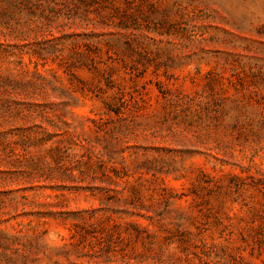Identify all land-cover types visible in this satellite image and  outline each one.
Instances as JSON below:
<instances>
[{
	"label": "rangeland",
	"instance_id": "374dc122",
	"mask_svg": "<svg viewBox=\"0 0 264 264\" xmlns=\"http://www.w3.org/2000/svg\"><path fill=\"white\" fill-rule=\"evenodd\" d=\"M0 264H264V0H0Z\"/></svg>",
	"mask_w": 264,
	"mask_h": 264
}]
</instances>
